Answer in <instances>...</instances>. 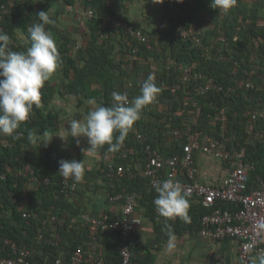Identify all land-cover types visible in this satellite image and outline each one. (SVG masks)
Listing matches in <instances>:
<instances>
[{
	"label": "trees",
	"instance_id": "obj_1",
	"mask_svg": "<svg viewBox=\"0 0 264 264\" xmlns=\"http://www.w3.org/2000/svg\"><path fill=\"white\" fill-rule=\"evenodd\" d=\"M55 1L46 0L41 11H48ZM64 1L76 8L91 10L94 15L87 20L89 32L84 46L75 51L70 37L60 34L57 17L49 15L54 23L46 27L53 33L61 55L62 62L57 71L62 74V84L56 86L51 80L45 83L41 89L40 107H34L31 119L15 130L20 134L19 139L14 138L15 133L13 136L0 135V255H9L6 239L29 250L35 264H53L59 257L68 261L71 252L81 245L88 252L91 229L90 223L81 217L84 213L80 203L82 185L87 189L104 185L108 200L112 194L121 191L137 193V208L141 207L144 216L153 221L160 237L162 233L166 235L160 240L168 237L165 223L171 225L174 233L186 228H200L202 217L209 209L195 202L193 196L190 197V223L180 218L173 221L157 212L153 201L158 194L145 176L146 145L150 143L168 155H181L183 150L179 141L173 140L172 146L167 144L172 140L170 130L175 125L192 126L221 138L220 125L214 119L215 103L227 108V134L235 136L230 145L245 147V162L254 165L250 170L251 186H259V180L264 179V139L256 138L257 131H264V0H234L227 11L212 8L211 0H183L182 3L163 0L158 17L149 16L147 23L137 18L129 20L148 35V42H140L124 28L106 20L108 15L122 17L119 7L127 11L134 0H119V4L115 0ZM7 2L0 0V6ZM170 3L179 10L174 12ZM36 15L26 14L22 1H17L11 14L2 13L0 30L10 36L13 51H24L30 45L27 29L39 22ZM158 21H163L165 27L158 28ZM195 27L203 30V46H197L192 37L181 34L184 29ZM101 33L109 34L102 42L99 39ZM222 35L226 40L219 38ZM169 57L179 62L197 63L216 79L221 89L201 96L200 106L192 105L186 99L188 87L181 71L168 67ZM251 70L257 71L253 77L255 87L247 89L242 83ZM150 73L155 74L156 83L162 88L156 98L160 104L153 102L144 109L142 118L135 122L124 141L132 151L125 158H115L117 163L126 166L125 175L109 174L108 159L104 155L109 146L105 144L101 147L103 159L100 164L94 169L85 168L83 178L78 181V197L69 200L60 192L59 161H81V158L74 153L61 152L52 144L39 147V143H30L28 133L59 130V114L49 108L56 95L72 94L80 103L94 100L98 104L111 105L113 91H127L131 99L139 95L141 82ZM195 86L193 83L189 87ZM251 109L261 111L263 116L251 119L247 115ZM139 132L146 136V141L137 138ZM122 148L116 152L121 153ZM27 164L35 175L49 177V183L38 185L31 180L30 174H15ZM99 179L104 184H100ZM218 205L236 208L231 202ZM52 216L57 217L56 225L61 235L59 246L40 236V233L50 234V225H45V221ZM119 238L116 230H105L99 235L100 258L108 264H118L121 260ZM132 253L135 264H149L148 245L133 240Z\"/></svg>",
	"mask_w": 264,
	"mask_h": 264
},
{
	"label": "built area",
	"instance_id": "obj_2",
	"mask_svg": "<svg viewBox=\"0 0 264 264\" xmlns=\"http://www.w3.org/2000/svg\"><path fill=\"white\" fill-rule=\"evenodd\" d=\"M18 0H8L6 4L0 6V18L2 13L11 14ZM170 7L174 12L179 8L174 3H170ZM89 18L93 17V11L85 12ZM108 23L117 27L124 28L125 31L134 36L140 42H148V35L142 30L136 28L130 21L123 17L108 15L106 16ZM158 28H164L165 23L158 21ZM183 36L192 37L197 46H203L202 34L200 28L192 30L184 29L181 33ZM109 34L101 33L100 41L102 42ZM226 40V36L219 37ZM83 43V42H82ZM84 46L80 44L76 49ZM210 49V47H207ZM168 67H174L181 71L184 83L187 84L186 99L194 106H200L202 97L211 90H220L221 86L213 76L198 67L197 63L179 62L177 59L169 57ZM257 74L256 70L247 72V78L242 86L247 89L255 87L253 77ZM195 87H189L191 84ZM129 102L132 101L127 91ZM155 104H160L156 99ZM247 115L251 119H257L263 116V113L257 109L248 110ZM31 119V116L28 120ZM214 119L220 125L222 131L221 138L203 130H195L192 126L179 127L173 126L170 130L172 140H168L167 144L172 146L173 140L179 141L182 147V154H166L161 149L154 147L152 144L146 145L147 164L145 168V176L149 185H154L163 180L172 178L179 182L185 189L191 191L194 201L201 203L207 209L202 217V232L213 238H231L239 242L240 257L244 258L257 256L264 253V179H260L259 187H252L250 181V170L254 168L253 164L245 162V147L236 148L230 144L234 142L235 136L228 135L229 116L227 108L215 103ZM5 136V135H4ZM259 139H264V131L256 134ZM137 138L144 142L147 140L143 133H138ZM132 151L125 142L122 152H105L108 159L109 174L112 176L122 177L125 175L127 168L124 164H119L115 160L118 157H127ZM198 152L213 156L228 165V173L220 185H214L197 178L196 156ZM12 170L11 167L8 169ZM182 173L184 175H181ZM16 175H31V180L38 185L48 184L49 177H39L30 169L29 164L17 169ZM80 189L79 182L62 176V185L60 192L69 200L78 197ZM109 200L113 203H122V214L120 216L112 215L108 212H102L100 215H91L83 213L81 217L90 223V239L88 242V252L85 251L83 245L78 246L69 256V260L65 261L63 257H59L53 264H108L100 258L98 251L99 235L105 230H116L119 232V253L121 260L118 264H135L133 261L132 245L133 232L143 223V218L137 213V193L121 191L112 194ZM220 202H231L236 204V208H224L219 206ZM178 218V217H177ZM174 218V219H177ZM56 216H52L45 221V225H50V234L46 236L40 233L41 238H45L49 243L60 245L61 235L56 225ZM42 231V230H41ZM9 249V255H0V264H35L30 259V251L20 247L11 239L5 240Z\"/></svg>",
	"mask_w": 264,
	"mask_h": 264
},
{
	"label": "clouds",
	"instance_id": "obj_3",
	"mask_svg": "<svg viewBox=\"0 0 264 264\" xmlns=\"http://www.w3.org/2000/svg\"><path fill=\"white\" fill-rule=\"evenodd\" d=\"M162 3L163 0H154ZM183 2V0H179ZM234 0H211V7L227 11ZM89 11V10H85ZM38 21L28 29L30 45L24 51H13L10 36L0 30V135L13 136L22 123L26 122L33 109L41 105V89L58 70L62 60L53 33L46 26L53 24L47 11H40ZM127 19V18H126ZM162 88L157 85L154 73H150L141 82L140 94L129 102L126 93L113 91L111 105L97 104L89 101L92 107L83 120L72 119L67 127L69 137H86L90 150H97L105 144L109 151H119L135 122L142 118L144 109L153 103ZM54 136L67 140L63 134H52L50 129L43 133H28L30 143L48 146ZM59 173L66 179L80 181L85 173L84 160L59 161ZM158 194L153 203L157 212L165 218H180L185 223L191 222L189 215L191 191L181 186L172 178L154 185ZM168 236L166 247L172 250L176 236L171 225L165 223ZM243 264H264V253L244 258Z\"/></svg>",
	"mask_w": 264,
	"mask_h": 264
},
{
	"label": "crops",
	"instance_id": "obj_4",
	"mask_svg": "<svg viewBox=\"0 0 264 264\" xmlns=\"http://www.w3.org/2000/svg\"><path fill=\"white\" fill-rule=\"evenodd\" d=\"M20 1L24 2V12L28 15L30 13L36 15L42 10L46 2V0H18V2ZM115 1L119 4V0ZM130 6L131 4L127 11L122 9L120 12L128 20H133L136 18L130 15H133L135 11ZM117 7L119 6L117 5ZM47 14L57 17L60 34L70 37L74 51L78 45L85 43L86 35L89 32L86 26L89 17L83 8H76L71 4H67L64 0H56L47 11ZM137 19L144 23L149 22V16L146 15L138 16ZM62 79V74L56 71L50 80L56 86H61ZM89 101L91 100H85L84 103H80L78 98L72 94H67L66 96L56 95L49 108L59 114V130L52 134L61 133L68 138L70 136L67 129V127H70L68 122L72 119L83 120L92 107ZM261 131H257L256 134ZM256 138L259 139L257 136ZM79 139L80 143L77 144L76 138L69 137L64 140L59 136H54L50 144L55 145L56 149L61 152L76 154L81 158V161L84 160L85 168L94 169L103 159L101 147L95 151L90 150L88 149L90 145L87 142V138L81 137ZM196 165L197 178L214 185L222 184L228 173V165L226 163L203 152L197 153ZM100 181V184H104ZM103 186L97 187L98 190L81 186L80 203L83 204L84 213L100 215L106 211L112 215L120 216L122 214V204L108 200L106 187ZM103 190L105 191L103 192ZM137 213L143 218V223L134 232L133 240L149 246L151 253L149 264H243L237 240L213 238L202 232L203 226L198 229L186 228L179 233H174L176 236L175 246L172 250H168L166 247L168 237L160 240L166 235L162 233L160 237L157 234L153 221L144 216L141 207L137 208ZM171 220L176 221L177 219ZM262 245L264 246V243Z\"/></svg>",
	"mask_w": 264,
	"mask_h": 264
},
{
	"label": "rangeland",
	"instance_id": "obj_5",
	"mask_svg": "<svg viewBox=\"0 0 264 264\" xmlns=\"http://www.w3.org/2000/svg\"><path fill=\"white\" fill-rule=\"evenodd\" d=\"M161 4L162 3L154 2V0H134V2H131L130 8L131 7L134 8L133 10L135 11V13H133V15L130 16H132L133 18H137L138 16H144V15L158 17L160 15ZM119 9L122 11L121 6L119 7ZM122 17L124 16L122 15ZM212 24H214V22ZM104 191L105 190H103V192Z\"/></svg>",
	"mask_w": 264,
	"mask_h": 264
}]
</instances>
